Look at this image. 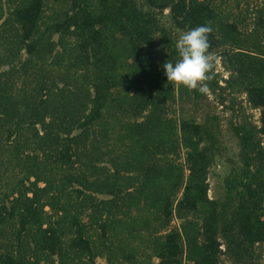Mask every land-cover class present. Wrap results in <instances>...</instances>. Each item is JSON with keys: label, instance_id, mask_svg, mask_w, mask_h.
Segmentation results:
<instances>
[{"label": "trees", "instance_id": "obj_1", "mask_svg": "<svg viewBox=\"0 0 264 264\" xmlns=\"http://www.w3.org/2000/svg\"><path fill=\"white\" fill-rule=\"evenodd\" d=\"M56 3L60 8L50 14L47 7ZM166 8L182 30L211 22L210 51L226 55L224 65L237 71L238 81L231 74L226 84L215 72L210 91L222 95L238 83L261 109L259 124L233 126L239 162L224 177V198L208 194L220 151L218 116L208 112L200 121L180 109L207 93L170 84L161 67L178 59L161 18ZM0 10V17L7 13L0 24V166L14 161L23 172L0 195V236L8 239L0 240V264H81L83 256L96 264L104 253L110 264H125L138 254L126 252L121 238L135 235L136 223L150 226L149 215L139 216L146 204L159 219L157 264H221L225 253L234 264H261L264 43L258 35H240L215 0H0ZM258 22L264 26V15ZM108 115L126 122L118 136ZM13 135L21 138L9 140ZM119 140L125 147L115 153L111 143ZM89 226H98L99 244Z\"/></svg>", "mask_w": 264, "mask_h": 264}, {"label": "rangeland", "instance_id": "obj_2", "mask_svg": "<svg viewBox=\"0 0 264 264\" xmlns=\"http://www.w3.org/2000/svg\"><path fill=\"white\" fill-rule=\"evenodd\" d=\"M4 1L6 2V0ZM215 2L218 4V8L223 10L225 17L228 20L238 23V26L241 30L240 35H258L260 40L264 43V26L260 22H258L259 15H264V0H215ZM5 5L7 4L5 3ZM57 8H60L59 3L53 4V7H47V11L52 14ZM169 12V9L166 8L161 18L163 23L167 26L168 31L171 33L172 39L176 42L178 37L183 32H186V30L179 29L172 24ZM6 14L7 13L5 12V14L0 17V24L6 17ZM253 35H251L250 37H253ZM53 38L57 39L58 34H54ZM157 38L160 42H162L163 39L161 40L160 34L157 35ZM72 42L73 39L70 38V43ZM223 58L227 59V56L216 55V66L214 72L219 73L218 78L220 79V82L222 84H226L225 78H228L231 74L233 77H236L238 81L237 71L230 70L229 67L227 68L223 63ZM50 62V66L57 65L56 58L52 57ZM239 86L242 85L237 83L234 86H229L225 91H223L222 95L219 91H216L214 93L209 89L207 92V96L197 97L195 100L188 101L180 107L184 115L196 117L200 121L204 120L208 112L215 113L218 116V142L220 151L216 155V158L210 167L208 190L209 196L214 198H224L226 190L224 177L230 172L233 164H237L239 162L238 153L240 145L238 137L234 133V124L246 120H252L257 124L260 123L259 118L261 109L259 107L252 106V104L247 100L246 92ZM221 98H223V101H221ZM108 117L109 115L107 116V118ZM108 119L111 120V125L108 124V126L110 125V131L114 135L118 136L121 129H126V127L124 128V124L126 125V122H123L120 118L116 119L114 116H110ZM6 131H8V128ZM77 131L78 130H76V132ZM3 137H6V133L3 134ZM17 137L21 138V136L13 135L9 140H14V138ZM115 143V145L114 143H111V146L115 148V153H121L123 151V148L125 147L123 144V140L115 141ZM6 147L7 146L4 145V148ZM182 159L183 158H181V160ZM6 163L0 166V195L6 189V184L8 185V182L16 181L18 177L23 174V172L19 171V167L15 164L14 161H7ZM108 166H111V164H108ZM34 178L35 177H32L31 179ZM43 184L44 182L40 181V185ZM75 186H79V184L76 183ZM96 195L100 198L110 197V194L106 193L96 192ZM142 204H144L143 201L140 202L141 206H143ZM146 206L149 207L148 204H146ZM148 207L139 210V216L144 218L149 215L152 221L151 223H148L150 226H148L147 224L140 225V223H136L137 228L135 229V235H129V237L127 238H125L124 236L122 238L120 237L122 243L126 246V252L133 251L138 254V256L136 258H132L131 261H125V264H157V262L159 261L153 244V240L156 237V233L153 232H155V227L157 226L159 219H155L154 217L155 214L153 213V210L155 207L151 205L150 208ZM47 208H49V206H47ZM119 214L122 215L121 213ZM89 219L90 218L88 217V215L82 214L83 221L88 222ZM139 222L143 223L142 220ZM173 223H177V221H174ZM172 225L173 224L166 227V229H168ZM97 227L90 228L89 226V229L94 240H96V243L99 244L100 241L97 239L99 235L97 233ZM164 231L165 229H162V231L160 232ZM0 238V240L5 243L8 241V239H5L3 236H0ZM10 240L14 241L15 238ZM258 249L259 262L261 264H264V245L259 246ZM105 255L106 253H104V256L102 254L96 256V264H110ZM86 258V256H83V258H81V264H94L92 261ZM86 260L87 263H83ZM55 264H57V260L55 261ZM221 264L234 263L231 257L225 253L221 256Z\"/></svg>", "mask_w": 264, "mask_h": 264}, {"label": "clouds", "instance_id": "obj_3", "mask_svg": "<svg viewBox=\"0 0 264 264\" xmlns=\"http://www.w3.org/2000/svg\"><path fill=\"white\" fill-rule=\"evenodd\" d=\"M213 32L211 22L183 32L175 43L179 58L165 61L161 67L170 84L180 85L189 91L207 93L208 82L214 78L216 56L209 36Z\"/></svg>", "mask_w": 264, "mask_h": 264}]
</instances>
